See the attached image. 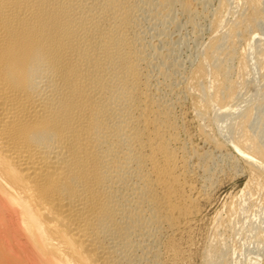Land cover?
I'll return each mask as SVG.
<instances>
[{"label": "bare ground", "instance_id": "6f19581e", "mask_svg": "<svg viewBox=\"0 0 264 264\" xmlns=\"http://www.w3.org/2000/svg\"><path fill=\"white\" fill-rule=\"evenodd\" d=\"M202 1L0 0V264H192L226 142L251 168L224 216L245 237L233 248L221 234L201 263L264 264V108L249 123L264 44L237 48L264 28V0ZM202 13L225 31L188 68L171 29L184 16L199 37ZM188 101L226 139L198 129L214 153L192 141Z\"/></svg>", "mask_w": 264, "mask_h": 264}, {"label": "rangeland", "instance_id": "374dc122", "mask_svg": "<svg viewBox=\"0 0 264 264\" xmlns=\"http://www.w3.org/2000/svg\"><path fill=\"white\" fill-rule=\"evenodd\" d=\"M204 1H206V2L208 1V4H210L208 10H210L211 12L213 10H215L217 8V6L219 5V1L218 0L217 1L216 0H212V1L203 0L202 2H204ZM198 10H200V13H201V11H202L201 7H199ZM225 13L226 14H224V15L225 16L227 15L228 17L226 16V18L227 19L229 18L228 20H230V21L233 18L236 19L239 16L238 15L239 11L235 12V14H236L235 16H234L233 13H230V15H232V16H230L228 12H225ZM204 14L205 13H202V15L200 14V15H198L195 18L196 21L198 22V25H200L203 28V31H204V32H202L201 34L198 35L199 36V37H197L198 40H197V38H195L194 35H191V34H193V33H190V32H192V28H191L192 26H191L190 23H188L189 21L184 16H180L179 15L178 19L180 21L178 20V22H180V24H178L175 29L174 28L171 29V37H172V39L173 40H178L176 44L179 47V51H178L179 57H180L181 60L186 62V65L188 66V68L194 67V66H196L198 64V62L200 60L199 53L203 50V47L206 46L207 43H210L209 41L211 40V38H213L214 35H217L216 32L217 31H218V33L222 32V29H223V31H225L224 27H222V28L220 27L221 30L219 28H218L219 30H216V29H214L213 26L211 27L212 24L210 22L212 21V16L211 15L209 16V14L208 15L207 14L204 15ZM180 17H182V18H180ZM231 17H233V18H231ZM225 21H226V19H225ZM256 29L254 28L249 33H245V35L243 34V36H242L243 38L241 37L242 40H241V38H239L238 41H240V42L239 43L237 42L238 50L241 51V50H243V48L245 49V43L247 42V40L249 38H251L252 35H253V38H255V40L259 39L258 41H260V40L262 41V43L260 41L261 45L264 44L263 43L264 42V28L259 30V28L257 27ZM214 30H216L215 33H214ZM254 30L256 31V35L254 33L255 32ZM191 37H192V39H191ZM194 38H195V40H194ZM240 56H241V54H240V52H238L237 53V57L234 59L233 63L231 62L232 63L231 64L232 67L230 65L231 72L234 70L233 71L234 74H235V71H236V69H235L236 68V63L238 62ZM191 64H193V65L191 66ZM233 72H232V75L235 76L233 74ZM260 74H262V75L260 76ZM257 75H259L258 79H260L261 82H263V83H261L259 81V83L262 84V86L259 85L260 87L256 88V91L258 92V93L257 92L256 93L258 95H256V93H255V95H256L255 99L258 100V101H256V100H254V101L257 102L256 103L257 108L251 113V116H250V119H249V123L254 122L255 120H260L261 119L260 111L264 108V100H262L264 98H261L264 95L263 94L264 93V69H263V73H259L258 72ZM261 88H262V90H261ZM258 89H260L261 92H260V90L258 91ZM241 92H243V94ZM246 92H247V94H245ZM254 92L255 91H253V90L251 92L250 91H246V90H245V92L243 90L240 91L239 99L243 100V99H245L244 97H246V98L248 97L247 100H249V101L246 100L248 102V105L246 104L247 102L246 103L243 102L244 105L242 103V106L246 105L248 108H251L253 104L255 105L254 101H253V104H251L252 103L251 100L254 97V95H253ZM259 93H261V94H259ZM243 95H245V96H243ZM259 95H260V98H259ZM215 96L217 97L218 101L221 102L222 105L225 106L226 104H228L227 103V97H224V95L222 93L216 92ZM250 96H252V97L250 98ZM260 99L262 101H259ZM185 113L187 115L188 126L192 130V138L194 137L192 141L195 143V145L199 149H201L200 151H202L203 153H210V152L214 153V151H215V145L213 144V142L211 140H209V141L205 140L204 136L202 135V132L200 133L199 130H198L200 128V131H201V128L204 127V125H205V129H208V126L210 125L209 129L206 130V132L207 131H208V133L210 132L211 137H213L215 139L218 138L220 143L224 144L226 142V139L224 137L222 138L223 135L220 134V131L218 133L219 129L217 128V126H215V123L213 124L214 121L210 122L211 120L210 121L207 120L209 122V125H208L206 120H204L205 123H202V121H200V123H199L198 119H197L198 122L196 121V119H195L196 117L192 116L194 114H193V111H192L191 103H189V101L187 102V104L185 106ZM239 113L237 115H239ZM200 125H203V126L200 127ZM251 125H249V126L247 125L246 128L248 130H252ZM206 126H207V128H206ZM214 134H215V136L217 138L214 137ZM224 145H226V146H223L222 149H224V153H228L229 157L226 156V159L218 158V159L215 160V162L212 163V164L215 163L217 165V166L214 165L215 166V168H214V173H215V175H214L215 176L214 183L215 184H214V187H213V189L211 191L212 193L209 192V197H208L209 200L206 199L204 202H202L203 207L201 206V209H202L201 213L197 217V219L195 220V223H194V226H193V230H192V234H191V240H192L191 243L192 244H190L192 246L191 248L193 250L192 251V256H191L192 264H202L201 263V261H202L201 258L203 256V254H205L204 252H206V250H207L206 248H208L210 246L209 243H211V241H212V243L214 245V244H216L215 241H219V239H221V237H222V239L224 238L223 241L225 240L224 242H226V244L229 245L230 247L231 246L232 247L235 246L236 248L237 247L240 248V247L243 246V242L242 241H244L243 240L244 237H245L244 233L241 236H239V235H237V231H236L238 229L235 230L234 229L235 227L233 229H231V227H233V225H235V223H237L238 219L235 220L236 216H232V220L231 221H233V222H231V221L229 222V219H227V218H230L228 216L230 214V210L229 209H231V206H232L233 202L236 200L237 196H239L241 194L240 193L241 190L245 187L247 181L249 180V175H250L251 168L248 167L250 165H248L245 162L243 157L241 155H239L236 152V150L233 147H231V145H229V143L227 144V142H226ZM215 153H217V152H215ZM221 157H224V155L222 154ZM220 167H222V169H220ZM207 200L209 202H207ZM256 200H257V198H256ZM230 204H231V206H230ZM235 207H236V205H235ZM203 208H205V209H203ZM220 214L222 215L223 218H224V216L227 215L226 216L227 218L226 217L224 218L227 223L224 220L223 221L221 220L222 222L221 221H219V222L216 221V217L218 215H220ZM214 221H216L217 224H215ZM218 223H219V225L223 224V227L225 229L224 228L222 229L221 228L222 226L221 227L218 226ZM230 223H233L232 226H231ZM216 225L218 226V230H217V226ZM228 225H229V227H228ZM214 228H215V230H214ZM216 232H218V233H216ZM216 234H217V236H216ZM221 234H223L224 236L221 235ZM220 235H221V237L219 238L218 236H220ZM211 236H212V238H211ZM217 237H218V239H216ZM235 237H237V238H235ZM240 239H242V240H240ZM213 240H215V241H213ZM235 247H233V248H235Z\"/></svg>", "mask_w": 264, "mask_h": 264}]
</instances>
